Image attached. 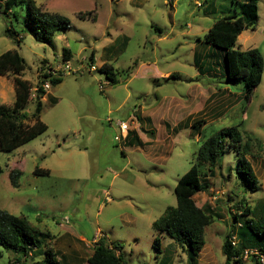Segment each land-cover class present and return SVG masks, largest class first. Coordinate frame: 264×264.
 <instances>
[{
    "label": "rangeland",
    "instance_id": "374dc122",
    "mask_svg": "<svg viewBox=\"0 0 264 264\" xmlns=\"http://www.w3.org/2000/svg\"><path fill=\"white\" fill-rule=\"evenodd\" d=\"M28 1L21 5L28 8ZM33 1L68 18L69 26L57 30L49 45L24 31L16 34L22 22L14 20L12 26L0 13V53L15 48L27 63L19 75L31 83L22 114L34 111L39 71L60 61L64 48L71 52L72 68H85L46 89L39 113L47 126L43 133L11 151L0 150V208L25 216L35 227V253L42 259L47 250L57 259L61 253L82 258L92 246L85 247L80 236L106 235L123 245L129 264H191L174 239L151 224L168 206H176L174 186L195 161L202 141L236 126L242 141L251 145L247 157L257 188L244 193L236 172L238 155L227 147L213 174L200 168L208 174L209 192L193 196L197 206L221 215L205 227L202 259L224 264L222 244L232 214L246 202L258 206L264 201V67L260 84L246 97L241 81L222 77L218 50L198 42L228 2L214 0V13H205L211 0ZM257 4V23L241 32L234 47L257 48L264 60V0ZM92 52L97 67L106 62L118 72L117 83L99 68L88 71ZM196 61L207 69L199 72ZM166 72H175L176 78L166 79ZM13 77L11 71L0 76V105H13ZM143 115L151 122H144ZM132 116L131 126H139L146 141L143 147L115 140L118 122ZM195 118L205 120L198 133L190 126ZM37 167L49 174H34ZM12 169L21 171L18 187L10 183ZM155 237L159 245L153 244ZM11 261V252L0 245V264ZM78 264L88 263L79 259Z\"/></svg>",
    "mask_w": 264,
    "mask_h": 264
},
{
    "label": "trees",
    "instance_id": "16d2710c",
    "mask_svg": "<svg viewBox=\"0 0 264 264\" xmlns=\"http://www.w3.org/2000/svg\"><path fill=\"white\" fill-rule=\"evenodd\" d=\"M207 1L204 0V3ZM213 1L211 0V3L203 8V12L214 13ZM225 1L228 4L224 6L225 9L219 11L222 15L214 21L202 39L198 38V42L218 50L217 55L223 58L225 68L224 74H221L222 77H225L227 81H241L244 84L246 97H248V94L262 80L264 60L257 48L240 51L234 46L241 32L248 27H254L257 23L258 0ZM28 4V8H25L21 5V0H3V3L0 4V13L9 20L12 26L14 20L22 22L23 27L19 31L14 29L16 34L24 31L33 36L36 41L52 45L55 32L69 26L68 18L45 11L33 0H29ZM93 56L92 52L90 62H93ZM70 59L71 52L64 48L60 60L69 62ZM202 64L203 62L201 64L198 61L195 62L199 72L205 70ZM26 68L27 63L17 49L11 48L0 53V76L5 75L7 71L14 74L15 94L11 107L0 105V150L2 151H11L46 130V124L39 118L42 109L41 99L46 92L44 83L46 79H49L50 85L54 86L62 80L60 76L48 78L47 74L38 75L34 91V111L30 116H27L21 111L30 100L31 83L19 76ZM98 68L99 71L105 73L112 84L119 81L116 77L118 72H114L112 66L103 63ZM170 78L175 79L176 76L170 75L167 79ZM261 109L264 112V105ZM21 116L28 117L31 122H24L19 118ZM204 122L205 120L202 118H195L191 120L190 126L194 132L198 133ZM126 138L130 145H141V140L133 131L130 133L129 130ZM250 146L247 141H242L241 133L236 126L221 128L212 136L204 139L197 150L195 161L178 178L174 186L176 206H168L163 215L153 220L151 228L173 238L180 249L187 253L188 261L191 264H194L205 244V227L213 221L214 216L219 218L220 215L209 209L198 207L193 196L201 191L209 192L210 184L207 175L214 173L215 167L219 165L220 158L227 147L233 149L238 155L236 172L240 178H243L239 182L243 186L244 193L248 190H255L258 179L247 157ZM201 166L206 167L208 174L205 171H200ZM1 172L2 168L0 167ZM20 174L19 169L9 171L8 175L12 186L18 187ZM34 174L48 175L49 170L37 167ZM263 204L264 202L260 204L261 208L264 206ZM262 211L259 206H252L246 202L239 212L232 214L231 229L222 244L225 256L224 264H242L241 252L244 248L257 247L264 252V216H261ZM249 215L251 217H248ZM36 232L38 231L25 216H18L0 208V245L11 252L13 261L9 264H26L25 262L31 256L37 255L35 251L38 247H36L35 235H33ZM233 235L237 240L236 246H232L230 242ZM159 242L158 237H155L153 244L159 245ZM122 249L121 243L108 241L105 235H101L93 243L92 251L86 261L88 264H129L123 256ZM46 255L48 258L52 257L49 250L46 251ZM53 260L49 261L55 264Z\"/></svg>",
    "mask_w": 264,
    "mask_h": 264
},
{
    "label": "built area",
    "instance_id": "2783aa9c",
    "mask_svg": "<svg viewBox=\"0 0 264 264\" xmlns=\"http://www.w3.org/2000/svg\"><path fill=\"white\" fill-rule=\"evenodd\" d=\"M83 67H77V68H72L69 64V62L66 61H57L53 65H46L44 69H41L39 71V75H44L47 74L48 78L52 77H63L68 74L72 73H82L84 70ZM98 69V67L93 63L90 62L88 71L91 72L93 70ZM50 87V82L49 79H46L44 83V89H48ZM133 116L129 118V121H119L118 122V128H119V134L115 135V140L121 141L125 139L128 131L130 130V125L133 122ZM230 242L232 246L237 245V240L235 236L233 235L230 238ZM241 258L242 261H250L252 264H264V252H262L259 248H244L243 251L241 252Z\"/></svg>",
    "mask_w": 264,
    "mask_h": 264
},
{
    "label": "crops",
    "instance_id": "0c3cea01",
    "mask_svg": "<svg viewBox=\"0 0 264 264\" xmlns=\"http://www.w3.org/2000/svg\"><path fill=\"white\" fill-rule=\"evenodd\" d=\"M93 58H94V56H93ZM103 63H106V62H102L100 65H102ZM107 64V63H106ZM204 69H207L206 68V66H204L203 67ZM164 75V77H166V79L171 75H173V76H176L177 74H175V72H166V73H164L163 74ZM215 93H213L210 97H209V99L206 101V102H208V101H210V99L213 97V95H214ZM143 116H145V119H144V122L146 121V122H151V118H150V116H148V115H143ZM140 117H142V116H140ZM134 122V121H133ZM132 122V123H133ZM131 123V124H132ZM166 124H168V126H166ZM164 125H165V127L166 128H169L170 127V125H169V123L167 122V123H164ZM133 128H136L135 127V124H133L132 126L130 125V133L133 131L137 136H138V138L141 140V145H143V146H145L144 144H145V139L142 137V133L141 132H138V128H139V126H138V128H136V129H133ZM140 128H141V126H140ZM143 128V127H142ZM143 129H145V127L143 128ZM154 131H155V129H154ZM154 131H151V133L152 132H154ZM155 134H156V132H154ZM124 140V144L127 146V145H130L129 144V141H128V139L126 138V139H123ZM141 145H134V146H139V147H143V146H141ZM132 146V145H131ZM136 148V147H135ZM251 166H252V168H253V165L251 164ZM254 170V169H253ZM254 173L256 174V172H255V170H254ZM257 176V175H256ZM264 202V201H263ZM262 202V203H263ZM261 204V203H260ZM260 204H258V206L260 207V210L262 209L263 211L261 212V216H264V206L261 208V206H260ZM264 205V204H263ZM198 207H203V206H198ZM239 212V211H238ZM219 216H221V215H219ZM248 217H251V215H249ZM231 225H232V221H231V223L227 226V228H226V233L225 234H227V232L228 231H230V229H231ZM158 234H160V233H158ZM106 236V235H105ZM226 236V235H225ZM106 238H107V236H106ZM79 240H80V242H84L85 243V247H90V246H92L93 245V243L97 240V239H95V236H93L92 237V239L91 240H88V239H86V238H84V236H80L79 237ZM107 240L109 241V239L107 238ZM204 248H205V244H204V246H203V248H202V250L200 251V253H199V255L197 256V258H196V260H195V264H197V261L198 260H200V264H206V263H208V261H206L205 259H202L203 258V254H204ZM38 250V249H37ZM36 250V251H37ZM57 252H56V255L58 254V250H56ZM91 251V250H90ZM88 254V255H87ZM39 254H37V255H35V256H31L30 258H29V260H27L25 263L26 264H44V262L45 261H47L48 260V262L49 263H51V264H54V263H52V262H50L49 261V259H54L53 261L55 262V264H64V262H66V260L68 259V257L66 256V254L65 253H61L60 255L61 256H59L60 258L59 259H57V258H53V256L52 257H47V255H46V258H44V259H42V257H40V255L38 256ZM89 256V252L87 253V252H85L84 253V257H82V258H78V259H76V257H75V255L73 254V255H69V258L70 259H68V261H67V263L68 264H78V260L80 259V260H85L86 261V259H87V257ZM67 257V258H66ZM48 258V259H47ZM57 262V263H56ZM87 262V261H86ZM245 262H247V261H243L242 262V264H244ZM248 263H250V264H252V262H250V261H248Z\"/></svg>",
    "mask_w": 264,
    "mask_h": 264
}]
</instances>
